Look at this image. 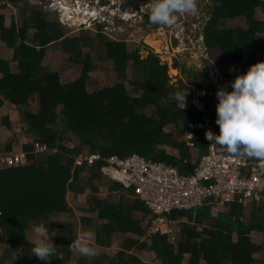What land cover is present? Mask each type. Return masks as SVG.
Returning <instances> with one entry per match:
<instances>
[{
	"label": "trees",
	"instance_id": "trees-1",
	"mask_svg": "<svg viewBox=\"0 0 264 264\" xmlns=\"http://www.w3.org/2000/svg\"><path fill=\"white\" fill-rule=\"evenodd\" d=\"M6 2L17 9L19 17L7 26L0 12V41L12 50L10 60L0 59V105L5 101L18 110L24 134L31 140L21 147L24 165L0 166V249L5 245L0 264H70V245L77 239L74 222L53 216L71 214L67 193L79 196L87 192L89 215L81 217L80 227L91 233L93 244L106 249L116 235L125 236L113 255L101 252L96 257H81L76 264H150L132 255V249L151 253L158 264H264V243L250 240L252 232L264 237V206L226 201L224 211L211 215L210 206L219 199H206L191 210H171L162 216L165 226L178 223L177 234L169 242L166 233L145 234L153 219L145 203L131 189L101 173L105 158L134 153L184 173L183 162L190 163L187 125L201 120L203 113L193 105L192 97L185 96L182 109L174 96L192 88L201 90L203 85L190 87L180 80L178 85L169 84L168 66L158 55L148 52L141 57L137 49L128 50L125 41L107 39L99 24L93 36L82 26L77 36L66 37L59 21L50 19L39 5H31V0H5L0 11ZM257 7L264 12V0L209 1V16L201 33L215 64L240 62L245 48L251 49L249 65L264 60L256 55L264 53V17L256 16ZM235 17L244 25H225ZM30 29L34 30L31 38L27 35ZM55 43L61 44L71 66L51 71L41 64L48 47ZM85 47L96 54L95 61L83 51ZM103 61L112 63L118 82L90 92L89 74ZM76 67L78 77L71 79L68 69ZM172 69H179L178 63ZM226 89L230 90V83ZM204 106L214 126L215 105L210 109L204 100ZM1 122L10 127L8 117ZM192 142L199 155L206 153L201 132H194ZM34 143L47 150L37 152ZM4 150L10 153L11 143ZM90 154H99L100 159L88 165L83 157ZM246 159L249 164H259ZM101 187L107 192L102 198ZM113 194L115 201L111 200ZM40 223L54 234L53 244L63 254L62 260L51 257L46 263L31 254L26 233ZM140 237L147 239L138 240Z\"/></svg>",
	"mask_w": 264,
	"mask_h": 264
},
{
	"label": "rangeland",
	"instance_id": "rangeland-1",
	"mask_svg": "<svg viewBox=\"0 0 264 264\" xmlns=\"http://www.w3.org/2000/svg\"><path fill=\"white\" fill-rule=\"evenodd\" d=\"M3 1L5 0H0L1 5ZM51 1L53 0H31V5H39L42 8L41 10L49 15L50 19L55 18L57 21H59V23L64 22V24L60 25L62 26V29L65 32L64 35L66 37L77 36L83 25L85 26V29L87 28L89 35L93 36L94 32L96 31L95 25L99 24L103 26V32L106 34L107 39L125 41L128 50L137 49L141 57H145L148 52H153L154 54L158 55L160 62L166 63L168 66L169 84L178 85L180 80L188 84L190 87L193 85H196V87L203 85L201 90L192 88L185 94V96L190 98L193 95L201 92L200 95L202 98L208 96L205 101L206 105H208L210 109L213 105L211 99L214 101L215 106L217 104V89L219 87L226 88V84H229L233 80L234 75H231L230 73L236 72L241 74L248 68V57L251 53V49L248 48L243 49L242 60L238 63H227L218 66L214 62H209V59L212 61V58H210L211 54H208L203 46L201 30L206 23L207 17L209 16L210 0H198L197 15H179L177 24L172 27L152 24L149 21L148 16L142 11L146 4H141L139 2L135 3V1L134 3H131L130 0H86L90 4L88 8H84V11L85 9L90 10L92 12L91 15L94 17L90 21L88 20L90 17L89 15L84 16V14L82 15L80 11V13L78 12V9L82 10V0H77V2H74L75 10L80 16H77V12L71 13L72 10L61 12V0H55L56 6H52ZM67 1L73 2V0ZM123 7L126 10H124ZM125 11L132 14H127ZM0 12L4 15V22L7 26L10 24L12 18L18 19L19 17L17 9H15L9 2H6V6L1 9ZM255 14L258 17H264V12L260 10L259 7L255 9ZM93 20L96 21V23H94ZM98 21L100 22L98 23ZM233 24L244 25L243 21L239 17L228 19L225 22L226 26H232ZM33 33L34 30H28V37L31 38ZM83 51L90 53L91 58L95 61L96 54L94 52H91L90 49L86 47L83 48ZM256 55L259 58L264 59V53L257 52ZM11 56L12 50L7 48L5 44L0 41V59L10 60ZM67 58L68 55L63 52L61 44L55 43L48 47L45 58L43 59L41 65L49 68L51 71L66 69L71 66V62L68 61ZM174 62L178 63L179 69H172ZM12 68L16 70L15 63H12ZM210 70L213 71V74L209 72ZM68 72L70 78L75 79L78 77L79 69L78 67L70 68L68 69ZM127 72L128 78H130L129 69ZM88 82L87 89L90 92L105 86H113L116 84L118 80L112 71V63L109 61L101 62L99 64V69L89 74ZM127 89L129 90L130 94H134L132 88L128 85ZM137 95H139V93H137ZM1 102L0 166L3 164L1 159L5 155L19 153L22 150V145L29 143L31 140L29 135L24 134V125L22 124L21 115L18 110L5 101ZM35 108L36 107H33L32 109L35 110ZM149 112L150 109L148 108L146 113ZM5 116L8 117L10 121L9 128L5 127V125H2L1 120ZM214 128L217 132H219V127L216 123H214ZM9 143H11V152L6 153L4 148ZM168 152L171 153L172 151L168 149ZM106 195V189L101 187L99 191V197L102 198ZM111 196V200H117V196L115 194ZM88 197V192L79 196H72L71 193H67L66 201L68 203V207L70 208L71 214L53 216V219L59 221H73L77 239L87 240V242H89L92 246L96 247L92 242L93 237L91 233L83 231L80 227L81 217H86L89 215L86 211V198ZM209 211L211 215H214L215 212L224 211V207H222L219 202H216L214 205L210 206ZM179 221H184V219H180ZM165 230L167 231L166 234L168 235V241L173 242L177 234L178 223H168ZM145 234L147 235L150 233L146 232ZM124 236L116 235L108 248L99 249L100 253L102 252L106 255H113L119 249V243ZM126 237L135 239V237L129 234H127ZM34 238V231H28L26 233L27 242L31 243ZM49 238L53 243L54 234L49 232ZM145 239L147 238H138V240ZM250 240L256 244L264 243V237L260 233H250ZM4 247L5 245L2 246V248ZM2 248L0 249V254L2 253ZM130 253L136 256L142 262L158 264V261L153 258V255L147 251L132 249ZM81 257L85 256H81L78 252L73 251L70 264H76L77 259ZM45 262L48 263V261Z\"/></svg>",
	"mask_w": 264,
	"mask_h": 264
},
{
	"label": "built area",
	"instance_id": "built-area-1",
	"mask_svg": "<svg viewBox=\"0 0 264 264\" xmlns=\"http://www.w3.org/2000/svg\"><path fill=\"white\" fill-rule=\"evenodd\" d=\"M65 1L63 4L60 2L61 12L72 10L71 13H76L73 2ZM55 3V0L51 1L52 6H56ZM81 4L84 9L88 8L90 3L82 0ZM79 13L77 12V16ZM91 14L90 10L85 9L84 16L89 15V21L94 18ZM93 22L96 23L94 20ZM200 94L201 92L192 96L193 105L203 115L201 120L189 122L187 125L185 140L190 149V163L183 162L184 173L175 166L146 159L135 153L125 158L112 155L104 159L105 165L101 168V173L124 188L131 189L153 216L147 228L150 234L167 232L163 215L171 210L194 209L206 199H219L220 204L233 201L241 205L264 206V167L249 164L246 158L230 154L224 147L212 144L205 138L206 131L218 133L211 118L206 114ZM195 131L202 133L207 144V151L203 155L193 149L192 138ZM34 146L37 152L47 150L45 145L39 143H34ZM25 159V153L21 150L19 153L5 155L1 161L8 167H17L24 165ZM99 159V154L83 157V161L88 165ZM76 164L80 165L81 161L77 160ZM189 166L191 172H188Z\"/></svg>",
	"mask_w": 264,
	"mask_h": 264
},
{
	"label": "clouds",
	"instance_id": "clouds-1",
	"mask_svg": "<svg viewBox=\"0 0 264 264\" xmlns=\"http://www.w3.org/2000/svg\"><path fill=\"white\" fill-rule=\"evenodd\" d=\"M142 11L152 24L172 27L177 24L179 15H197L198 0H149ZM209 62L213 61L209 59ZM185 94L178 92L174 96L182 109L186 106ZM216 96L215 123L219 132L206 131L205 138L230 154L257 160L259 166L264 167V60L256 61L245 72L237 74L230 82V90L219 87ZM201 99L204 103V98ZM33 231L31 254L43 261L51 257L63 259V254L57 252L49 238L47 225H34ZM70 248L85 257L100 255L99 249L84 239L74 240Z\"/></svg>",
	"mask_w": 264,
	"mask_h": 264
},
{
	"label": "crops",
	"instance_id": "crops-1",
	"mask_svg": "<svg viewBox=\"0 0 264 264\" xmlns=\"http://www.w3.org/2000/svg\"><path fill=\"white\" fill-rule=\"evenodd\" d=\"M190 45V44H189ZM209 72H211V74H213V71L212 70H210ZM230 74H239V73H236V72H234V73H230ZM199 90V89H198ZM208 97V96H207ZM207 97H204V100L207 98ZM211 101L213 102V104L215 105V103H214V101L211 99ZM216 107V106H215ZM254 233V232H253Z\"/></svg>",
	"mask_w": 264,
	"mask_h": 264
},
{
	"label": "bare ground",
	"instance_id": "bare-ground-1",
	"mask_svg": "<svg viewBox=\"0 0 264 264\" xmlns=\"http://www.w3.org/2000/svg\"><path fill=\"white\" fill-rule=\"evenodd\" d=\"M65 2H66L65 0H61V3H62V4L65 3ZM135 2H136V1H135ZM129 7H130V6H129ZM125 10H126V9H125ZM79 11L82 13V12L84 11V9H82V10H81V9H78V12H79ZM83 14H84V13H82V15H83ZM79 16H80V15H79ZM69 17H70V16H69Z\"/></svg>",
	"mask_w": 264,
	"mask_h": 264
},
{
	"label": "flooded vegetation",
	"instance_id": "flooded-vegetation-1",
	"mask_svg": "<svg viewBox=\"0 0 264 264\" xmlns=\"http://www.w3.org/2000/svg\"><path fill=\"white\" fill-rule=\"evenodd\" d=\"M75 1H76V0H73V4H74ZM109 1H110V0H109ZM132 1H133V2L136 1L135 3H138V2H139V3H141V4H144V3H142L140 0H132ZM108 3H109V2H108ZM122 6H123V5H122ZM123 9H124V7H123Z\"/></svg>",
	"mask_w": 264,
	"mask_h": 264
},
{
	"label": "water",
	"instance_id": "water-1",
	"mask_svg": "<svg viewBox=\"0 0 264 264\" xmlns=\"http://www.w3.org/2000/svg\"><path fill=\"white\" fill-rule=\"evenodd\" d=\"M248 67H249V64H248ZM188 172H191V167L190 166L188 167Z\"/></svg>",
	"mask_w": 264,
	"mask_h": 264
}]
</instances>
